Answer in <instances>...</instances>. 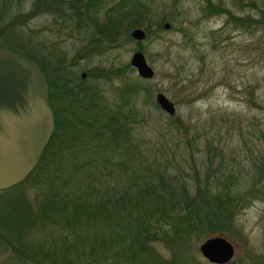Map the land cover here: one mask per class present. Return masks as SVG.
Returning a JSON list of instances; mask_svg holds the SVG:
<instances>
[{
    "label": "rangeland",
    "instance_id": "obj_1",
    "mask_svg": "<svg viewBox=\"0 0 264 264\" xmlns=\"http://www.w3.org/2000/svg\"><path fill=\"white\" fill-rule=\"evenodd\" d=\"M120 1L105 0L95 13L99 24ZM18 2L0 0V48L34 59L50 79L52 106L48 100L57 130L51 146L60 150L55 157L47 150L33 168L36 172L16 191L0 190V210L7 212L8 203L23 193L32 219L27 227L19 223L22 215L11 213L12 227L0 225V264H123L111 255L133 239L135 230L127 229L130 210L121 207L117 215L106 209L107 214L97 206L87 211L78 207L76 196L87 195L99 205L111 194L128 190L136 196L142 186L160 182L169 188L162 196L177 198L180 206L183 186L190 198L198 183L210 184L212 197L237 194L230 220L217 228L199 222L187 233L177 231L175 241L168 238L171 227L168 241L150 242L153 252L145 261L138 255L148 253L140 251L124 264H214L199 252L212 236H222L234 247L225 264H264V21H258L264 20V0H139L143 7L136 5L137 15L126 0L124 13L130 15L114 20L109 38L93 26L77 28L47 13L12 24L16 13L30 10L31 0ZM239 18L253 21L244 28L236 23ZM134 28L146 33L142 41L131 39ZM136 51L151 66L152 77L143 79L130 65ZM65 78L70 81L63 87ZM157 92L175 105L174 115L155 104ZM89 98L106 110L116 111L122 104L126 111L135 109L137 117L124 125L128 143L120 136L112 143L85 134L84 122L93 121L90 111L86 121L76 115L91 109ZM54 193L57 200L65 198L59 212L40 209ZM214 203L208 202L211 211ZM137 204L131 215L142 212V203ZM201 206L198 216L204 219L210 211ZM61 217L73 225L62 226ZM191 221L198 222L195 215ZM94 230L99 231L96 238ZM84 231L91 232L90 241L85 237L88 243L75 237ZM61 238L75 247L65 257L57 251ZM113 239L117 241L111 243Z\"/></svg>",
    "mask_w": 264,
    "mask_h": 264
},
{
    "label": "trees",
    "instance_id": "obj_2",
    "mask_svg": "<svg viewBox=\"0 0 264 264\" xmlns=\"http://www.w3.org/2000/svg\"><path fill=\"white\" fill-rule=\"evenodd\" d=\"M17 1L20 2L21 0H17ZM128 1H131L133 3L132 11L134 7L135 13L138 12V8L136 7V5L141 7L142 3H139V0H128ZM104 2L105 0H31V4L29 7L30 10L28 12L24 11V12L16 13L12 18H10L12 20L10 23L19 25L22 22L24 23L26 21H30V19H32L36 15L38 16L42 13H47L48 15L59 17V19L63 18L61 22H69V24H73L77 28L79 27L82 28L83 26H88V25L91 27L93 26L92 29L95 30L97 34L100 33V35H103L106 38H109L111 37L110 35L113 33V29L116 26V24L114 23V20L121 21L122 18L130 15L129 13L130 11L127 10L128 12L124 13L123 8L126 6L127 3H126V0H121L120 3L119 2L117 3L118 4L117 7L113 5L108 10V12L106 13V17L104 18L106 22H102V24H99L98 16L95 13L100 10ZM114 17H117V18H114ZM133 21H136V20H133ZM251 21L253 20L244 21L239 18L236 21V23L238 24V26H243L244 28H246V27H249V24L251 23ZM258 21L263 22L264 20H258ZM158 23H159L158 26H160L161 22H158ZM262 49L264 50V47H262ZM30 57L34 58L33 55ZM36 60L40 63L39 59H36ZM69 92L70 94H72L71 90ZM136 92H134V90L131 91V94L135 98L136 96H138L136 95ZM124 96L126 97V93H124ZM72 97L75 98L77 96L72 94ZM93 101H94L93 98H89V101H86V102H90L91 109H88L86 110V112H81L78 115H76L77 119H79L80 122L82 120L86 121L84 118H86L87 113L90 111L89 116L93 118V121H92V124H90L89 122L83 121L84 124H86L85 134L86 135L88 134L91 140L93 139L97 141L103 138H109V140L112 143L118 141V138L120 136L124 139L123 141H126V143H128L130 140L129 135H128L129 132L127 133L126 127H124V125L126 123V126H127V123L130 122V120L137 117L136 116L137 113L135 109L131 107V111H126L124 108V104H122L121 106H119V108L116 111H114L113 109H110L109 107L106 110V109H103L102 107H99L97 103H93ZM76 102H78V100ZM82 110L83 109L81 108V111ZM54 130L55 132L52 133L49 139V142L46 144L45 148H43L42 150L43 154H41L39 162L43 160L44 156L48 152L47 150L51 152L50 155L52 157H55L56 154L60 150L59 146H54V145L51 146V144H53L54 139L56 137L55 136L56 131H57L56 127ZM127 135L128 137H126ZM61 143H59V145H61ZM208 149L211 152V146L208 147ZM129 150L130 148H128V150L126 151H129ZM213 151H216V148L213 149ZM35 170L31 171L30 174L27 175V177L32 175V173L34 174ZM261 172H264V166H263V171ZM27 177L24 178L22 181H20L19 184H17V186H13L8 189H15L16 191L18 186H20L23 183V181L27 179ZM261 177L264 178V175H262ZM161 184L162 182H160V186L155 185V184H151V185L146 184L145 186H142L141 189H138L136 191V193L138 194L136 196L135 195L132 196V194L130 195L128 193V190H123L121 191V193L117 192L120 196H115L111 194L110 198L104 197L100 199L99 205L92 203L93 199L89 198V196L87 195L80 196V197L76 196L78 207H80L81 205H84L83 208H86L87 211H89L91 207L95 208L97 206L99 209L104 210L103 212L107 214H109V211H108L109 209H115L117 210L118 212L117 215H118L119 208L121 207L124 208L126 206L130 210V212H127L126 214V219L128 218L130 219L128 222L127 229L130 230V233L134 232L133 239L129 241L126 249L123 248L121 250L120 249L113 250L115 252L111 255L112 261H119L124 264V262L127 261L126 260L127 258L134 260V257L137 256V253H139L140 251L142 252L147 251L148 254H144L142 256L140 254L138 255L143 258L142 259L143 261H145V259H147L148 256H150L151 252H153L152 249L149 248L151 247L150 242L153 243L156 241H159V242L162 241V243H164L168 241L169 239H172L173 241H175L180 238V237H176L177 231L179 234L181 231L186 232V229L193 230L195 225H197V223L199 222L201 223L205 222L206 226L211 227V228L225 227L226 221L228 220L227 223L229 222L230 216L232 215V208L234 207V204H232V201L235 199L234 196H237V194H234L232 196L231 194H229V192H226L224 193L225 194L224 196H222L221 194H218L215 197L214 196L212 197L211 192L208 190L210 184L204 183L202 186V185H199L198 183L196 184L197 188H196L195 196H193V198H190V196H188L186 193V189H185L186 187L183 186L182 189H179V190H180L181 196L185 198L182 200L183 205L180 206V201L177 198L176 199L172 198L170 200L162 196L164 195L163 194L164 190H167L169 188L166 186L167 184L165 185L164 184L161 185ZM172 194L173 192L169 191V195H172ZM22 196H24L23 193H20L16 195V197H14L13 201L8 203L9 210L7 212L5 210L7 208L0 210V225L1 224L4 225L6 228H8V230L10 227H12L11 223L13 220L10 218L8 219L9 214L11 213H14V215H17V216L19 214L22 215L21 219L19 220L21 221L19 222L20 224L21 223L27 224L28 225L27 227H30V225L32 224V219H30L31 211L30 209H28L30 205L25 203V200L21 198ZM52 196H54V199H48V200L43 201L40 206L42 208L40 209L45 210V208L47 207L49 212H52V210H56L57 212H59L60 206H62L60 205V203L62 202L63 199L65 200V198L60 197L57 200L56 199L57 193H54ZM150 199H153L152 204H151ZM209 200L211 201L214 200L215 202L214 205H216V207L214 206L212 211L209 209L210 208L209 207L210 205L208 204ZM139 201L142 203V205H140V208H142L141 209L142 212L140 213L139 211V212H136L134 215L133 214L131 215L132 208H134L135 210L136 205H138L137 203ZM200 204L204 205L207 211L208 210L210 211V212L208 211L209 212L208 214H205L206 217L204 219H201L198 216L199 209H202V206ZM110 205L111 207H109ZM107 206L109 208H107ZM77 209H80V208H77ZM147 209H149V211ZM181 211H184L183 215ZM151 214L152 215L154 214L155 217H152ZM210 214L213 216L214 219L210 218ZM194 215L196 216V220L198 222L193 223L191 221ZM60 221L63 222L62 226H68V228H70L71 225H73L72 223L68 222L67 219H64L63 217H61ZM73 221L75 220L72 219V222ZM171 227L173 228L172 231L170 230ZM96 230H94L95 232L94 237L96 236V234L99 233V231H96ZM168 231H171V234L169 237L167 236ZM81 233L82 235L80 236L75 235L77 240H79L81 243L82 242L88 243V242H85V239L87 238L90 241L91 232L84 231ZM99 241H101L102 244L105 242L103 241V238L100 239ZM116 241L117 240L113 239L111 243L116 242ZM61 242L63 243V246L61 249H57V251H59V253L61 255L63 254V257H65L66 253L64 252L68 251V249L74 250L75 247H73V245L71 246L68 243H66L68 242L67 238H61L60 243ZM92 242L95 243V239L92 240ZM128 251H131L132 253ZM89 252H91L90 247H89ZM91 255H93L92 252H91ZM34 263L37 264L36 262ZM170 263L171 262H169V264ZM48 264H53V263L48 262Z\"/></svg>",
    "mask_w": 264,
    "mask_h": 264
},
{
    "label": "water",
    "instance_id": "obj_3",
    "mask_svg": "<svg viewBox=\"0 0 264 264\" xmlns=\"http://www.w3.org/2000/svg\"><path fill=\"white\" fill-rule=\"evenodd\" d=\"M130 34L133 40L146 36L140 28ZM129 63L143 79L154 75L141 52H134ZM42 73L34 59L0 48V190L17 186L30 174L54 132L47 79ZM154 99L165 114L174 115L175 105L165 94L157 92ZM233 248L222 236H212L199 245V252L211 263L225 264L233 257Z\"/></svg>",
    "mask_w": 264,
    "mask_h": 264
},
{
    "label": "flooded vegetation",
    "instance_id": "obj_4",
    "mask_svg": "<svg viewBox=\"0 0 264 264\" xmlns=\"http://www.w3.org/2000/svg\"><path fill=\"white\" fill-rule=\"evenodd\" d=\"M82 74H84V76H85V73H82ZM80 78H81V74H80ZM85 78V77H84ZM84 78H82V80H84ZM46 79H47V87H48V89H49V92H48V97H49V100L51 101V106H52V101L53 100H51L52 99V92H53V90L51 89V84H50V79H48V76H46ZM69 81H70V79H68V78H65L64 79V82H62V84L64 85V87H66L65 86V84L68 82V84H69ZM69 87V86H68ZM71 90V89H70ZM55 95V94H54Z\"/></svg>",
    "mask_w": 264,
    "mask_h": 264
}]
</instances>
